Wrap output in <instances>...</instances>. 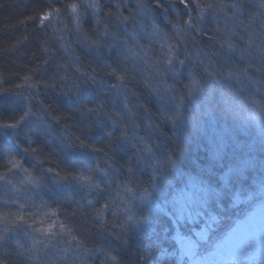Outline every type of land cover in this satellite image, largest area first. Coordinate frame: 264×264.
<instances>
[{
  "label": "snow or ice",
  "instance_id": "obj_1",
  "mask_svg": "<svg viewBox=\"0 0 264 264\" xmlns=\"http://www.w3.org/2000/svg\"><path fill=\"white\" fill-rule=\"evenodd\" d=\"M179 2L183 5L184 15L188 19L184 20L178 16L176 23L169 21L170 33L157 28L153 22V32L147 37L148 48L139 43L141 37L135 29L128 31L127 25L135 24L136 14L124 16L120 11L123 7L121 3H115L107 12L103 10L102 0H86L79 4L73 2L64 6L74 25L76 42L84 45L89 52H94L99 71L96 67L82 70L84 66L78 64L79 57H76L70 65H59V69L63 70L64 74L60 75L57 71L50 77L52 82H45L44 87L56 89L58 86L66 87L68 82H71V87L76 89L74 103L81 116L82 132L103 130L110 138V142L115 141L120 147L130 143L134 151L120 168H114L112 164H108L106 169L101 170L97 166L95 169L88 168L87 174L81 170L71 177H60V173L57 172L53 183L57 185L75 183L79 185L78 190L87 188L89 195L94 190L103 197L106 193L111 195L108 188L112 185L113 179L108 169L116 173L123 170L127 183L120 187L124 192H131L132 188L129 185L134 182L136 170L141 165H150L154 158L157 163L160 162V158L155 154L156 145L153 143L152 135H140L139 131L141 129L158 131L161 119L165 124H171L174 127L188 123L189 128L183 140L190 142L195 134L204 142L206 165L198 166L199 171L195 175L191 172L181 173L172 155L166 154L163 163L168 168L167 174L162 173L154 177L149 185L152 191L145 189L137 196V199L149 213H155L158 217L167 219V225L163 228L165 237L174 232L171 238L175 243L171 246V250L160 246L157 248L159 255L153 257L156 264H209V257L212 255L210 249L219 248L222 242L219 237L214 238L209 235L210 222L215 221V216L209 212L210 206L219 207L224 198H229L234 204H238L242 202L241 196H244L247 202L257 199L264 201V120H262L264 98L259 101L249 98L248 101L253 106L248 119L256 123L258 132V138L254 140L242 139L237 129L220 125L214 118L212 109L206 107L212 102L217 92L226 105L230 103L228 95L221 90L225 82H228L229 93L233 100L239 92L243 91V87L233 88L232 82L243 85L242 78H247L250 83L264 84V0H256L254 5L256 11L251 10L247 0H228V2L226 0H203V2L179 0ZM48 7L50 11L45 12L41 9L38 13L42 28L47 27L45 22L50 24L53 18L59 19L61 9L53 8L51 4ZM155 7H161L159 2ZM172 7L173 5H166L164 11L167 12ZM193 7L196 10L195 16L191 14ZM81 8L85 11L91 10V15L94 17L96 27L92 28L91 34L81 27L83 22ZM136 9L141 16H150L154 10L152 5L145 4L143 0H137ZM245 15L247 19H244ZM101 16L104 17L103 20ZM206 20L215 22V31L208 35V40L216 51L205 52L203 49H197L196 56H190L189 50L185 47L181 52L179 48L181 42L186 45L189 38L193 44L199 42L198 38L202 34L201 25ZM64 30L73 33V29H68L67 25ZM152 37H158L160 41L161 56L156 60L151 59L148 51L155 42ZM58 40L65 41L60 47L68 51L69 41H66L65 36H58ZM173 40L176 42L170 43ZM237 41L243 42L244 47H240ZM253 53L259 57L256 63L250 59ZM234 55H238L240 61L247 60V64L241 67L239 64L231 63ZM185 69H187L188 83L184 85L183 91L167 85L169 75L175 83ZM145 70L150 72L151 80H163L164 83L162 90L158 87L152 89L158 104L155 109L158 115L144 104H140L138 100L134 103L136 92L128 87L136 80V73H142ZM253 70L261 75L260 80H251L249 73ZM24 79L31 80V76H25ZM81 81L89 88L103 93L106 97H111L113 105L116 103L121 105L120 110L105 112L107 101L97 103L94 97L82 95L85 89L82 88ZM217 85L221 88H217ZM256 90L259 91V88ZM121 95L123 99H120ZM186 102L193 106L191 110L186 108ZM39 111L41 115L33 112L29 107L22 111L18 118H14V122L0 123V136L11 138L23 133L31 142L32 134L53 135L51 125L45 120L50 113L43 107ZM186 111L187 116H185ZM93 116L95 119H90ZM52 119L56 118L52 117ZM56 122L59 123V120L56 119ZM108 124L112 125L111 131L108 130ZM117 130L120 135L115 137L113 133ZM62 143L66 150L72 148V145L66 141ZM73 143L81 149L82 153L87 152V146L80 137H76ZM24 151L28 152L29 149ZM31 151L34 152L35 149ZM99 151H101L99 148L91 149V152ZM4 159L7 161L4 165L6 170L0 173V181L4 184L12 185V180L9 179L10 173L23 172L25 179L21 181L22 184L27 183L33 189L43 187L41 180L28 176V170L23 168L11 154L0 151V160ZM156 171H158L157 166H153V172ZM119 195L120 193L117 192L116 196L112 197L111 203H114ZM81 199L85 200L88 206L95 207L93 200L84 197ZM76 203L77 208L73 210V215L85 209V204L78 201ZM123 203L124 201L121 200L116 207L119 208ZM110 206V202L106 200L103 209L98 210L96 218L101 219ZM46 208L47 205L42 203L37 209L38 212H42L44 218L36 220V224L40 227L32 229L39 234L34 244H39L45 249L52 245L56 238L71 234V230L63 222L57 225L56 220L53 219L58 218L59 213ZM112 215H118L117 211L113 210ZM201 218L206 219L199 231H196L195 227H189V225H197ZM19 219L21 224L24 223L23 217ZM126 219L132 221L134 226L142 227L146 236L155 231L152 222L147 219L141 221L133 215H127ZM46 222L47 227H44ZM19 226L18 224L17 227ZM28 227L31 228L32 225ZM58 228L59 231H57ZM4 239L6 237L0 235V241ZM72 239L75 240L76 237L73 236ZM36 251L38 255L39 249ZM97 251L102 250L97 249ZM110 259L114 264H119L116 256H110Z\"/></svg>",
  "mask_w": 264,
  "mask_h": 264
},
{
  "label": "trees",
  "instance_id": "obj_2",
  "mask_svg": "<svg viewBox=\"0 0 264 264\" xmlns=\"http://www.w3.org/2000/svg\"><path fill=\"white\" fill-rule=\"evenodd\" d=\"M80 1L0 0V123L14 122V118H18L21 112L29 107L33 112L41 115L39 109L43 107L50 113L45 120L51 125L53 134H32L31 142L23 133L11 138L0 136V151L11 154L23 168L28 170V176L40 179L43 185L41 189H33L27 183L22 184L21 181L25 179L23 172L9 174L12 185H6L0 181V235L6 237L0 241V264H114L110 256H116L119 264H156L153 257L159 255L157 248L160 246L171 250V246L175 243L171 238L174 232L165 237L163 228L167 225V219L145 210L137 196L145 189L152 191L149 185L154 177L162 173L167 174L168 168L163 163L166 154L172 155L181 173L191 172L195 175L199 171L198 166H204L207 163L204 142L201 139L193 134L190 142L183 140L189 128L188 123L174 127L171 124H165L161 119L158 131L150 129L139 131L140 135H152L153 143L156 145L155 154L160 158V162L157 163L154 158L150 165H141L136 170L134 182L129 185L132 188L131 192H124L120 187L127 183L123 170L116 173L108 169L113 179L112 185L108 188L111 195L106 193L103 197L94 190L89 195L87 188L78 190L79 185L75 183L59 185L53 183L57 172L60 173V177H71L81 170L87 174L88 168L95 169L97 166L101 170L106 169L108 164H112L114 168H120L134 151L130 143L120 147L115 141L110 142V138L103 130L94 129L91 132H82L81 116L74 103L76 89L71 87V82H68L66 87L58 86L56 89L44 87L45 82H52L50 77L57 71L60 75L64 74L63 70L59 69V65H70L76 57H79L78 64L84 66L82 70L96 67L99 71L94 52H89L84 45L76 42L74 26L64 9L65 5ZM143 2L153 6L154 10L150 16H141L137 13V0H102V7L104 12H107L115 3H121L123 7L120 11L124 16L136 14L135 24L129 23L127 29L129 32L135 29L141 37L139 43L145 48H148L149 43L147 37L151 35L150 32H153V22L157 28L170 33L169 21L176 23L178 16L184 20L188 19L184 15L185 10L179 0H143ZM157 2L161 7H155ZM247 3L252 11H256L254 7L256 0H247ZM49 4L53 8L61 9L59 19L53 18L50 24L45 22L47 27L42 28L38 13L41 9L45 12L50 11ZM166 5H173V7L165 12ZM191 14L196 15L194 7ZM100 18L104 19L103 16ZM244 19H247V15ZM82 20L81 27L91 34L92 28L96 27L94 17L88 15ZM214 24V21L206 20L201 25L202 34L198 38L199 42L193 44L190 38L186 45L181 42L179 44L181 52L185 47L189 50L190 56H196L197 49H203L205 52L216 51L208 40V35L215 31ZM65 25L68 29H73V33L65 31ZM121 31H123V26H121ZM60 35H64L66 41H69L68 51L60 47L65 42L58 40ZM152 39L155 42L148 51L151 59L156 60L161 56L160 41L158 37H152ZM175 42L170 41V43ZM237 42L240 47H244L243 42ZM129 43H131L130 39ZM213 59L218 58L213 57ZM250 59L256 63L259 57L253 53ZM231 63L243 67L247 64V60L240 61L238 55H234ZM25 76H31V80H25ZM249 76L252 81L261 79V75L254 70L250 71ZM242 79L243 85L232 82L233 88L243 87V91L239 92L234 100L229 93L228 82H225L222 88L219 85L216 87L221 88L228 95L230 103L226 105L217 92L212 102L206 107L212 109V114L220 125L237 129L242 139L254 140L258 138V132L256 123L248 119L251 114L250 109L253 107L248 101L249 98H255L258 101L264 98V84H254L250 83L247 78ZM80 83L85 89L82 95L86 94L89 98L94 97L97 103L107 101L105 112L120 110L121 105L119 103L113 105L111 97H106L103 93L89 88L82 81ZM187 83V69L175 83L170 75L167 77V85L179 91H183ZM163 86V80H151L150 72L145 70L142 73L137 72L136 80L128 87L136 92L134 103L138 100L140 104H144L155 115H158L155 112L158 104L152 94V89L158 87L162 90ZM257 88L259 91L256 90ZM120 99H123L122 95ZM192 107L186 102L188 110ZM187 115L186 111L185 116ZM52 117L58 119L59 123ZM90 119H95V116ZM107 127L109 131L112 130L111 124ZM113 135L118 137L119 130ZM76 137H80V140L87 146V152L82 153L81 149L73 143ZM62 141L71 144L72 148L66 150ZM93 148H99L101 151L91 152ZM24 149H29V151L26 152ZM6 162V159L0 160V173L6 170L4 167ZM153 166L158 168L155 173ZM117 192L120 193L119 197L111 203L112 197L116 196ZM81 197L93 200L95 207L85 204V200ZM240 199L241 203L234 204L231 199L224 198L219 207L210 206L209 212L215 216V221L210 222L211 232L209 234L214 238L219 237L221 241L226 240L224 237L228 238L238 223L247 218L249 211L254 207L264 205V201L259 199L252 202H247L244 196ZM106 200L111 206L98 220L96 218L98 210L103 209ZM121 200L124 203L117 208L116 205L120 204ZM77 201L85 204V209L73 215V210L77 208ZM42 203L47 205L46 210L59 213L58 218H53L57 225L63 222L71 230L70 235L65 234L56 238L47 249L34 244L39 234L32 230L40 227L35 221L44 218L42 212L37 211ZM113 210L117 211L118 215L113 216ZM127 215H133L141 221L145 219L151 221L155 231L146 236L142 227L134 226L132 221L126 219ZM20 217L24 220L22 224ZM205 219L201 218L197 225H189V227L200 230L204 226ZM18 224L19 227H17ZM43 226L47 227V222ZM73 236L76 237L75 240L72 239ZM215 248L212 247L210 251ZM37 249H39L38 255ZM97 249L102 251L98 252Z\"/></svg>",
  "mask_w": 264,
  "mask_h": 264
},
{
  "label": "rangeland",
  "instance_id": "obj_3",
  "mask_svg": "<svg viewBox=\"0 0 264 264\" xmlns=\"http://www.w3.org/2000/svg\"><path fill=\"white\" fill-rule=\"evenodd\" d=\"M84 2L86 0L79 3ZM81 14L82 19L92 16L91 10L85 11L83 8ZM247 215L220 243V247L211 251L209 264H264V205L254 207Z\"/></svg>",
  "mask_w": 264,
  "mask_h": 264
}]
</instances>
